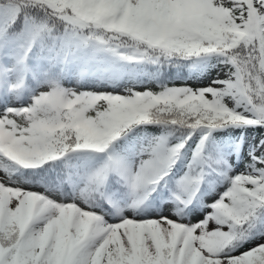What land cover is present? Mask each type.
Masks as SVG:
<instances>
[{
	"label": "snow or ice",
	"instance_id": "1",
	"mask_svg": "<svg viewBox=\"0 0 264 264\" xmlns=\"http://www.w3.org/2000/svg\"><path fill=\"white\" fill-rule=\"evenodd\" d=\"M0 264H264V0H0Z\"/></svg>",
	"mask_w": 264,
	"mask_h": 264
}]
</instances>
